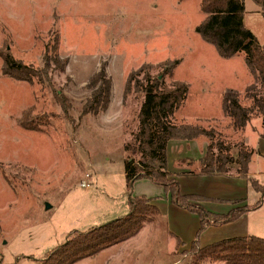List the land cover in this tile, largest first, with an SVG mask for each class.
Returning a JSON list of instances; mask_svg holds the SVG:
<instances>
[{"label": "rangeland", "instance_id": "374dc122", "mask_svg": "<svg viewBox=\"0 0 264 264\" xmlns=\"http://www.w3.org/2000/svg\"><path fill=\"white\" fill-rule=\"evenodd\" d=\"M260 4L244 0L243 22L264 45V0ZM202 18L199 0H0V52L8 49L14 59L38 68L46 45L50 49L57 37V55L67 62L62 73L47 76L50 87H41L3 76L0 60V264H35L70 232L127 213L123 145L141 98L131 92L125 104L124 89L140 68H155V75L173 62L172 80L188 88L176 122L211 128L221 138H242L253 151L247 178L232 171L208 180L182 174L174 177L179 193L213 198L190 201L212 214L226 215L259 201L262 208L200 229L199 219L173 205L160 186L138 180L131 195L151 198L158 216L128 241L77 264H190L193 243L202 248L235 237L264 239V194L248 181L264 187V158L256 157L264 156L261 121L250 120L240 137L220 108L223 93L242 96L252 77L241 54L222 59L201 41L195 28ZM101 68L111 80L109 108L82 116L89 96L85 86ZM55 91L66 99V108ZM28 108L33 110L29 118L40 123L36 132L18 124ZM191 141L170 142H189L183 156L203 154L206 139ZM169 162L171 172L181 166L171 156Z\"/></svg>", "mask_w": 264, "mask_h": 264}, {"label": "trees", "instance_id": "16d2710c", "mask_svg": "<svg viewBox=\"0 0 264 264\" xmlns=\"http://www.w3.org/2000/svg\"><path fill=\"white\" fill-rule=\"evenodd\" d=\"M260 1L262 0H254L257 5H261ZM199 11L203 18L195 32L201 41L211 46L222 59L241 54L252 77V83L244 89L242 96L233 90L223 93L220 105L222 116L228 120L231 131L240 137L250 120L259 118L261 137L264 139V45H260L244 26V0H199ZM261 15L264 17V12ZM57 45L58 39L54 37L53 46L49 49L46 45L41 57V67L38 68L14 59L8 49L0 52L2 75L16 82L50 87L47 76H52L55 72L62 73L67 66L66 60L57 55ZM176 64L177 62H173L165 66L155 75L152 73L155 68L142 67L130 75L124 89L125 104L126 96L131 92L136 99L141 98L134 119L131 120L133 123H129L126 128L130 139L123 145L127 213L87 231L70 232L61 245L45 254L35 264H77L136 236L149 219L158 216L152 199L131 195L132 184L138 180H148L160 186L170 195L173 205L198 217L200 229L230 223L259 206L257 202L251 207L218 215L205 211L201 206L190 204V201L198 203L208 199L179 193L177 182L167 170L166 147L169 141L205 138L207 148L199 160V172L208 176L225 175L234 167L238 176L247 178L253 151L242 138H221L211 128L176 122L175 115L188 95L187 85L172 80V70ZM84 90L89 92V96L81 106L82 116H97L108 110L111 102V80L103 68L89 78ZM55 97L58 104L66 108V99L61 94L56 95V91ZM32 111V108L24 110L18 124L24 130L36 132L40 123L37 125L33 122L35 119L29 118ZM248 181L257 192L264 194L263 186L251 179ZM190 254V264H264V239L254 236L235 237L213 242L202 248H197L193 243Z\"/></svg>", "mask_w": 264, "mask_h": 264}, {"label": "crops", "instance_id": "0c3cea01", "mask_svg": "<svg viewBox=\"0 0 264 264\" xmlns=\"http://www.w3.org/2000/svg\"><path fill=\"white\" fill-rule=\"evenodd\" d=\"M256 13H258V12H256ZM259 141L262 144H264V139H262L260 136H259ZM190 142H192V141H190ZM170 143H173V142H170L169 141V143L167 144V147H166V162H167V167H168L169 173H170V175H171L172 178H174L175 176H176V178H178V176L179 175H182V174L184 175L183 177H193V176H196V175L197 176H204L206 178V180H208V179H210L212 177H217L218 176V175L217 176L201 175L200 172H199L200 171L199 160H200V158H202V156L206 152L207 143H205L206 145L203 146L204 147L203 150H202V153L203 154H201V152H199V151L197 152V154H195V151H194V153L192 155L187 154V155H189L191 157H189V156H183L182 155V152L184 151L183 148H184L185 144H187L189 142H177V143H173V144H170ZM187 148H189V147H187ZM170 149H171V155L170 156H171L172 161L176 160V163L178 162L181 165V166H178L177 169H175L174 172L173 171L171 172L170 169H169V164H170V162H169L170 161L169 152H170ZM256 157L259 158V159L260 158H264L263 154L262 155H259L258 154V155H256ZM250 165H251V160H250V162L248 164V170H249ZM230 171L234 172L233 174L236 175L235 170H230ZM230 171L227 174H230ZM190 194H192V193H190ZM192 195H196V194H192ZM205 197L206 196H204V198ZM206 199H208V200H211L212 199L213 200V198H211V197H206ZM258 203H259V206L255 210H250L248 212L259 211V209L262 208V206H261L262 203H260V201ZM126 208H127V200H126ZM248 212H245V213H248Z\"/></svg>", "mask_w": 264, "mask_h": 264}]
</instances>
